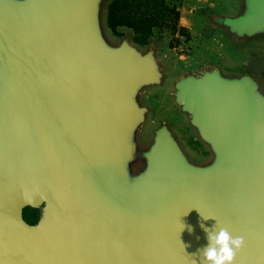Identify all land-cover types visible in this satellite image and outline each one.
<instances>
[{"label":"water","instance_id":"water-1","mask_svg":"<svg viewBox=\"0 0 264 264\" xmlns=\"http://www.w3.org/2000/svg\"><path fill=\"white\" fill-rule=\"evenodd\" d=\"M242 2L217 25L264 37V0ZM102 3L0 0V264H203L205 229L221 227L244 239L233 264H264L260 82L215 70L175 83L210 164L165 125L142 150L139 95L163 75L153 50L108 43Z\"/></svg>","mask_w":264,"mask_h":264},{"label":"crops","instance_id":"crops-1","mask_svg":"<svg viewBox=\"0 0 264 264\" xmlns=\"http://www.w3.org/2000/svg\"><path fill=\"white\" fill-rule=\"evenodd\" d=\"M179 12L178 25L186 30L188 51L180 53L171 46L172 36L162 37L156 47L133 43V33L119 28L124 39L141 49L153 50L163 75L162 83L170 84L172 97L175 83L185 76L200 77L218 70L226 78L250 76L258 80L264 67V37L238 40L217 25L219 18H235L242 11V0H174ZM122 40V39H121ZM145 51V52H146ZM149 89V88H148ZM174 102V99H173Z\"/></svg>","mask_w":264,"mask_h":264},{"label":"rangeland","instance_id":"rangeland-1","mask_svg":"<svg viewBox=\"0 0 264 264\" xmlns=\"http://www.w3.org/2000/svg\"><path fill=\"white\" fill-rule=\"evenodd\" d=\"M112 0H103L102 12L100 17L101 31L109 44H117L121 39L129 38L126 32L117 37L112 34L106 26V10L108 4ZM171 4L177 5L174 0H168ZM170 4V5H171ZM170 33L164 29H154L153 36L149 41V45L156 47L158 41L162 37H167ZM171 36V35H170ZM172 38L180 39L179 35ZM186 39V37H184ZM129 41V39H127ZM138 48V46H135ZM174 47H177L175 45ZM146 49H141L145 52ZM261 88L264 92V82L258 78ZM172 89L170 84L165 87L144 89L139 95V105L147 107L149 112L146 114V121L137 132V142L140 144L142 150L149 148L153 139V132L162 125L167 126L173 136L179 143L186 158L195 165L205 166L211 163L212 154L209 148L204 145L198 138L195 130L189 125L190 117L181 112L179 106L173 102ZM23 220L30 226L36 225L42 216V207L37 209L26 208L23 210Z\"/></svg>","mask_w":264,"mask_h":264},{"label":"trees","instance_id":"trees-1","mask_svg":"<svg viewBox=\"0 0 264 264\" xmlns=\"http://www.w3.org/2000/svg\"><path fill=\"white\" fill-rule=\"evenodd\" d=\"M168 0H112L106 10L107 29L121 37L119 28L132 31V41L138 46H148L154 29L167 30L172 37H188L186 30L178 25L179 12ZM179 44L172 38L171 46Z\"/></svg>","mask_w":264,"mask_h":264},{"label":"clouds","instance_id":"clouds-1","mask_svg":"<svg viewBox=\"0 0 264 264\" xmlns=\"http://www.w3.org/2000/svg\"><path fill=\"white\" fill-rule=\"evenodd\" d=\"M205 231L208 244L199 250L203 264H233L236 254L243 247V237H233L226 228L222 227L214 234L207 229Z\"/></svg>","mask_w":264,"mask_h":264},{"label":"built area","instance_id":"built-area-1","mask_svg":"<svg viewBox=\"0 0 264 264\" xmlns=\"http://www.w3.org/2000/svg\"><path fill=\"white\" fill-rule=\"evenodd\" d=\"M186 40L187 39H185L184 37L180 36L179 44L177 45V49L179 50L180 53H185L189 49L188 46H187Z\"/></svg>","mask_w":264,"mask_h":264}]
</instances>
